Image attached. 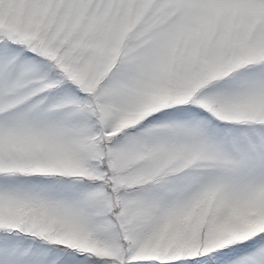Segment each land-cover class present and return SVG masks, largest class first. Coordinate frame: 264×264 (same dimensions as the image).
<instances>
[{"label":"snow or ice","instance_id":"6c2138e0","mask_svg":"<svg viewBox=\"0 0 264 264\" xmlns=\"http://www.w3.org/2000/svg\"><path fill=\"white\" fill-rule=\"evenodd\" d=\"M0 264H264V0H0Z\"/></svg>","mask_w":264,"mask_h":264}]
</instances>
